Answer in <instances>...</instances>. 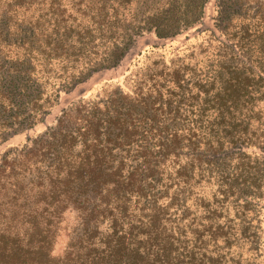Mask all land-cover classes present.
<instances>
[{
  "label": "trees",
  "instance_id": "trees-1",
  "mask_svg": "<svg viewBox=\"0 0 264 264\" xmlns=\"http://www.w3.org/2000/svg\"><path fill=\"white\" fill-rule=\"evenodd\" d=\"M243 1L0 0V264H264ZM126 61L127 89L100 78Z\"/></svg>",
  "mask_w": 264,
  "mask_h": 264
},
{
  "label": "rangeland",
  "instance_id": "rangeland-1",
  "mask_svg": "<svg viewBox=\"0 0 264 264\" xmlns=\"http://www.w3.org/2000/svg\"><path fill=\"white\" fill-rule=\"evenodd\" d=\"M252 1H255V0H244L243 4H244L245 8L254 7V2H252ZM190 41H195V40L194 39H190L189 42ZM185 43H187V42H184L182 44H185ZM175 44H181V42L180 41L171 42V44H169L166 47V51H170V47L173 48V46ZM182 47H184V45ZM126 65H127V61L121 63L120 66H118V67H116V68H114L112 70H108V71L103 72L101 74L100 78L104 79V78L112 77L113 80H115V81L118 80L119 84L122 85L125 89H127L128 86H129L127 83H129V80H126L127 83L125 81H123V77L125 75L124 69H125ZM17 139L18 138H14V141L12 142V144H14L16 142L18 143L19 141ZM76 215L77 214H76L75 210H73V209H70V210L66 211V213L64 214V222L68 226L73 224L76 221ZM67 230H68V228H67ZM67 237L68 236L63 233V235H61L60 238H58V241H57V244H56V250L60 251L62 249L63 245L66 242Z\"/></svg>",
  "mask_w": 264,
  "mask_h": 264
}]
</instances>
